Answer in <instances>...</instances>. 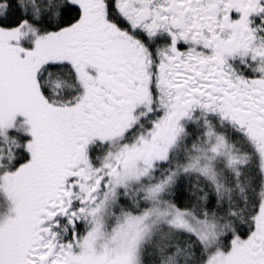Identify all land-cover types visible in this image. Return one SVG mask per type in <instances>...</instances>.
Instances as JSON below:
<instances>
[{"label":"snow or ice","instance_id":"6c2138e0","mask_svg":"<svg viewBox=\"0 0 264 264\" xmlns=\"http://www.w3.org/2000/svg\"><path fill=\"white\" fill-rule=\"evenodd\" d=\"M181 258L264 264V0H0V264Z\"/></svg>","mask_w":264,"mask_h":264},{"label":"clouds","instance_id":"9594fccd","mask_svg":"<svg viewBox=\"0 0 264 264\" xmlns=\"http://www.w3.org/2000/svg\"><path fill=\"white\" fill-rule=\"evenodd\" d=\"M218 215H223V214H222V213H218ZM227 222H228V218H227V217H225L224 219L221 220V223H222V224H226ZM185 246H186V245H185ZM178 264H184V260H183V258H181V259L179 260ZM190 264H191V261H190Z\"/></svg>","mask_w":264,"mask_h":264}]
</instances>
